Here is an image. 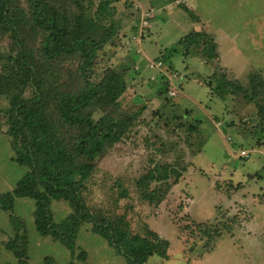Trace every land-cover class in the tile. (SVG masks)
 Segmentation results:
<instances>
[{"label": "rangeland", "instance_id": "rangeland-1", "mask_svg": "<svg viewBox=\"0 0 264 264\" xmlns=\"http://www.w3.org/2000/svg\"><path fill=\"white\" fill-rule=\"evenodd\" d=\"M93 1L95 6L110 2L115 7L114 19L109 17L104 23L117 33L97 53L89 75L98 83L113 71L119 77L120 91L119 104L98 103L94 117L130 116L135 124L124 143L94 161L96 171L84 192L89 210L125 217L133 235L154 240L156 234L170 242L167 258L153 255L146 264H264V119L256 103L235 88L225 97L215 91L221 79L248 89L253 79L264 81V0ZM20 3L28 9L26 0ZM180 4L194 10L199 22ZM67 9L72 17L80 14L74 6ZM194 30L210 33L223 59L209 61L201 51L180 45L179 40ZM23 36L34 63L44 64L42 77L50 92L74 90L83 84L80 57L46 64L41 55L43 36L30 27ZM17 52L12 36L0 37L5 64H11ZM159 60L163 68L148 67ZM3 66L0 62V75L5 76ZM163 74L172 80L175 97L167 89L162 94ZM175 74L177 78H172ZM24 97H33L32 87ZM50 101L53 113L54 100ZM7 106L9 100L0 93V195L13 191L30 171L15 161L4 112ZM64 133L74 137L71 130ZM243 151L249 158L241 157ZM157 163L187 168L158 206L144 201L137 188V180ZM14 205L13 214L29 235L28 264H127L89 223L80 229L73 258L61 242L37 232L35 200L17 198ZM52 212L54 221L61 223L73 209L65 201H54ZM10 218L0 203V264H19L2 244L16 234ZM233 219L238 223L232 224ZM199 224L204 228L199 229ZM229 224L234 237L224 232L209 250L205 231L225 229ZM82 252L85 260L78 258Z\"/></svg>", "mask_w": 264, "mask_h": 264}, {"label": "trees", "instance_id": "trees-1", "mask_svg": "<svg viewBox=\"0 0 264 264\" xmlns=\"http://www.w3.org/2000/svg\"><path fill=\"white\" fill-rule=\"evenodd\" d=\"M26 1L27 10L22 8L21 0H0V37L12 36L18 50L11 58V64H5V56L0 53V62L6 72L5 76L0 75V93L9 100L4 112L16 153L15 161L30 168L13 191L0 195L1 207L11 213V224L16 233L12 240L2 244L14 254L19 264H28V231L13 211L17 198L29 197L36 202L34 220L37 232L61 242L71 251L73 258L76 257L80 229L85 223L92 224L93 232L116 248L127 264H146L153 255L167 258L168 240L156 234L154 240L133 235L125 217L113 218L91 212L84 198L87 184L96 171L94 161L115 145L124 143L135 124L130 116L105 114L98 119L94 117L98 103L118 105L120 99L117 74L108 71L98 83L89 75L97 53L116 36L114 27L104 23L109 17L114 19L115 7L110 2L95 6L93 0ZM67 6L76 7L80 14L72 17ZM180 7L199 22L194 10L185 4ZM28 27L43 36L41 55L43 61L48 62L46 64L54 65L61 60L80 57L83 84L78 89L49 91L42 77L44 64L34 63L27 52L23 34ZM179 43L189 50L201 51L206 60L223 59L214 37L205 31L194 30ZM161 79L165 89L162 94L168 93L166 89L170 93V80L166 76ZM252 82L248 89L221 79L215 91L225 97L234 93L235 88L244 98L256 103L264 119V81L255 78ZM29 87L33 88V97L27 99L24 94ZM51 99L55 105L53 113L49 112ZM69 130L74 137L66 136L64 131ZM185 173L187 168L184 167L179 170L176 165L155 164L137 180L141 198L160 205L169 194L171 185ZM54 201H65L73 209L69 218L61 223L53 219ZM237 223L233 219L232 224ZM198 228L203 229L204 224H199ZM224 232L234 237L230 224L225 229L205 231L211 243L207 246L209 250ZM85 257L82 252L78 258L85 260Z\"/></svg>", "mask_w": 264, "mask_h": 264}, {"label": "built area", "instance_id": "built-area-1", "mask_svg": "<svg viewBox=\"0 0 264 264\" xmlns=\"http://www.w3.org/2000/svg\"><path fill=\"white\" fill-rule=\"evenodd\" d=\"M146 16L149 17V18L152 17V16H150V15H148V14H146ZM147 24H148V21L145 20V18H143V25L146 26ZM142 28H146V27L142 26ZM148 67H149L150 69H161V68H163V62H162V61L153 62V63H150V64L148 65ZM163 76H166V77L169 79V76H167L166 74H163ZM172 78H177V74L173 75ZM169 80H170V79H169ZM170 81H172V80H170ZM169 94H170L172 97H175V96L177 95V92H176V90L173 88V85H172V87H171V89H170V93H169ZM241 157L249 158V153L246 152V151H243V152L241 153Z\"/></svg>", "mask_w": 264, "mask_h": 264}]
</instances>
